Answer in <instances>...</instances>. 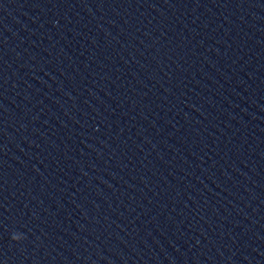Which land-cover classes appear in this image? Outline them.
I'll use <instances>...</instances> for the list:
<instances>
[{
	"label": "clouds",
	"instance_id": "1",
	"mask_svg": "<svg viewBox=\"0 0 264 264\" xmlns=\"http://www.w3.org/2000/svg\"><path fill=\"white\" fill-rule=\"evenodd\" d=\"M11 239L13 240V241H16V242H19V241H21L22 239H24V237L22 236H18V235H16L15 233L12 235V237H11Z\"/></svg>",
	"mask_w": 264,
	"mask_h": 264
}]
</instances>
